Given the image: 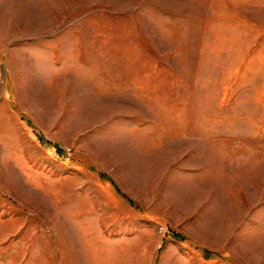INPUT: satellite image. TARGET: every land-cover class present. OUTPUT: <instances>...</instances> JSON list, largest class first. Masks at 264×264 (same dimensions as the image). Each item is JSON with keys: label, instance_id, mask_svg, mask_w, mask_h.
Returning a JSON list of instances; mask_svg holds the SVG:
<instances>
[{"label": "rangeland", "instance_id": "374dc122", "mask_svg": "<svg viewBox=\"0 0 264 264\" xmlns=\"http://www.w3.org/2000/svg\"><path fill=\"white\" fill-rule=\"evenodd\" d=\"M0 264H264V0H0Z\"/></svg>", "mask_w": 264, "mask_h": 264}, {"label": "trees", "instance_id": "16d2710c", "mask_svg": "<svg viewBox=\"0 0 264 264\" xmlns=\"http://www.w3.org/2000/svg\"><path fill=\"white\" fill-rule=\"evenodd\" d=\"M100 176L104 179H107L108 181H110V183L114 186V188L117 190L118 193H121L119 188L117 187V185L113 182V180L108 176L106 175L105 173H102L100 174ZM174 237H178L176 234H172Z\"/></svg>", "mask_w": 264, "mask_h": 264}]
</instances>
